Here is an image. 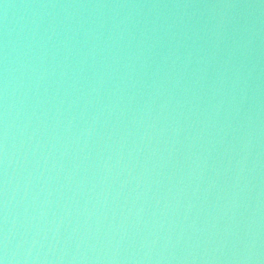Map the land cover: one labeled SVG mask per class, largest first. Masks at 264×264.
I'll use <instances>...</instances> for the list:
<instances>
[{
  "label": "water",
  "instance_id": "95a60500",
  "mask_svg": "<svg viewBox=\"0 0 264 264\" xmlns=\"http://www.w3.org/2000/svg\"><path fill=\"white\" fill-rule=\"evenodd\" d=\"M0 264H264V0H0Z\"/></svg>",
  "mask_w": 264,
  "mask_h": 264
}]
</instances>
